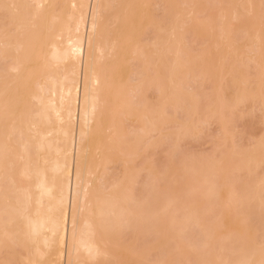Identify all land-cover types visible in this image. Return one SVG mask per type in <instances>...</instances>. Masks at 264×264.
<instances>
[{"label": "bare ground", "instance_id": "6f19581e", "mask_svg": "<svg viewBox=\"0 0 264 264\" xmlns=\"http://www.w3.org/2000/svg\"><path fill=\"white\" fill-rule=\"evenodd\" d=\"M13 1L0 0V9H4L8 2L13 7ZM17 1L20 4L15 2L17 6H14L15 10L12 9L16 14H11L12 16L17 15L15 23H11L15 27L13 29L15 33H11L9 29L4 32L0 26L2 29V31L0 29V61L2 64L5 63L4 66L7 67V69L6 67L5 69L2 68V70H5H3L4 72L2 71L4 75L0 73V78L4 79L1 82L2 86H0L2 88V93L0 92V116L2 117L1 112H5L6 117H4L3 128L1 127L3 130L0 131L1 141L4 140L0 143V181L6 175L5 171L15 167L13 177L9 178L10 185L14 184L16 178L20 179L21 183L14 184L17 196L13 212H9L8 206V208L4 209L3 215L5 218L2 219L1 223L0 236L2 240H0V245H7L6 247L14 245L18 248L20 243L22 248L24 245L29 247L25 248L26 250L34 247L37 253L34 255L36 257L33 258L30 251L32 256L29 257L32 258L28 257L25 260L27 264H107L109 262L111 264L113 252L110 251L109 247H112V241H114L115 245L118 244L120 246L122 235L125 237L124 229H127V231L131 230L134 225H137L136 222L140 221L136 226L139 230L141 226L145 227L146 220L148 221L147 223H150V220L152 222L156 220L148 218L152 214L150 213V206L152 203L153 205L155 204L156 206H154L155 208L152 207V211L157 213L159 212V207H162L163 204L161 206L157 205V200L160 201L159 198H161V200L163 199L162 202H165V198H163L165 197L163 195L165 192L164 190L160 191V189L163 188L166 178L162 177V175L164 176L163 172L160 174L159 170L161 168L157 169L159 172L153 176L156 179H153V182L157 181L159 187L155 183L154 187L156 186L157 188L155 187L154 189L153 183L149 182V184L146 182L144 187H142V190L145 188L143 192L146 191V194L142 192L144 195L141 192L136 193V187H139V173L144 171L149 173L152 169L151 167L149 168L150 164L141 168L138 167V170L137 168L133 170L135 168L133 166L129 173L125 171L126 174H124L126 176L122 173L123 177H119V180L115 178L116 180L114 181V176L113 182H109L107 177H112L110 176L111 171H108V166L111 170L113 164L118 161L124 162L123 164H126V167L128 166L127 171L130 170V166L140 154L137 147L147 141L150 132L153 133L154 131V133L160 134L163 132V127L166 125L164 117L165 113H167L164 107L168 106L167 101L170 100L168 101L169 104L173 103V106H175L179 100L176 97L177 95L179 97L182 92L180 93V90L172 88V85L174 82L178 83L174 79L177 80L178 78L175 77L180 76H176L180 73L178 67L180 65H176L179 64L176 57L179 55L177 58L180 59L181 53L179 50L182 49L178 46L180 45L179 37L181 35L179 32L181 19L179 10L182 9L180 7L183 1L172 0V2H175L171 3L177 9L176 13L173 12L175 15L171 16H176L174 17L176 21L174 24L176 25L174 31H171L173 33L172 39H175V52L172 49L173 45L171 46L170 44V47L167 45L169 52L165 51L166 56H158L160 59H157V61H160L157 67L156 63L158 62L154 63L157 57L152 58L153 56H150L151 51L148 54V51L145 50L147 48L146 42H144V45H137L132 41L133 35L136 34L135 36L137 37L141 32L139 30L136 31L137 28L141 29V25L136 28L134 24L144 20L145 17V23L141 21L139 24L143 22L142 25H146L148 8H150L151 3L154 5L153 1L155 2V0H30L35 4V9L32 13H27V4L23 3L29 0ZM157 1L159 0H156L155 3ZM164 1L166 0L162 2L165 3ZM184 4L186 5L187 3ZM112 10L116 12L113 13ZM21 13L26 15L22 14L21 16ZM108 13H113V16L108 15ZM234 15L235 18L238 16L237 19L234 18L237 21L240 14L235 13ZM42 19H44L43 23H40ZM136 25L138 26V24ZM147 28L145 26L144 30H142L143 33L145 30L147 31ZM166 28L164 29L166 30ZM143 33L141 32V34ZM170 34L168 33V35ZM161 38L156 39L158 42L159 40L163 41ZM154 40H151L153 44L155 43ZM157 40H155L156 44L160 45L161 42L157 43ZM171 41L168 42L171 43ZM257 42L255 41V43ZM139 45L140 47H146L145 49L143 48L146 53H143L144 51L141 52L143 54L140 53ZM148 45L150 46L151 43ZM150 48L147 49L150 50ZM178 48L179 50H176ZM164 49L161 46L160 51H162L158 50L159 54L158 51L157 54L154 51V54L160 55ZM13 52L15 55H13ZM167 52L170 55H176L174 56L176 64L174 59H172L173 63L169 64L172 65L169 69L164 66L168 59H166V62L165 58H163V56L167 57ZM133 57L138 58L137 60L140 63L143 61V67L146 65L145 69L142 70L143 75L142 73L134 74L131 70L130 67L133 68L131 64L134 63ZM139 58L143 59L140 60ZM10 59L12 63L7 64ZM174 64L175 66H173ZM126 67L133 75L130 76L129 72L126 75ZM152 67L156 69L153 70ZM166 68L168 71L171 70L169 80L164 78L167 75V71L165 70L166 72H164L163 69ZM180 70L183 74L185 69ZM136 71L138 72L139 70ZM150 71H152V75L155 74V71L159 73L157 76L156 74L154 75L155 81L150 77ZM175 71L177 73L173 76ZM170 78H172L173 82L170 81ZM164 80L165 83L163 84L164 86L166 85V89L162 90L163 84H161L156 87V90L161 89L162 95L167 96L168 84L172 83L170 88L175 89V92L177 90V92H173L174 96L168 95V98L170 97L168 100L159 94L156 103L151 104V98L148 103L147 97L149 99L148 95L150 92L148 91V93L147 90H151L150 87ZM151 81L154 85L151 84ZM178 86L179 84L176 85V88ZM172 89L170 90L171 92ZM24 94L27 95V101H29L30 106L31 104L33 105L27 116L24 112L25 109L23 111L22 107L26 105L24 104V99L22 100L23 105L19 104L18 101ZM161 97L163 100L160 99ZM172 98L177 101L175 100L174 103ZM160 100L161 103L159 102ZM16 105L21 107V109L15 110L13 115L9 114L12 108L15 107L16 109ZM9 115H11V118H8ZM215 115L213 114V117ZM133 118H136L137 122L140 121L138 124L141 126H139L141 131H136L139 134H136L137 136L135 131L131 132L132 128L130 129L129 126H126V121L131 122L133 120V123L136 122ZM167 128L165 129L167 130ZM24 130L25 133H28L25 135H29V137L27 136L28 139L25 138L26 140L23 141L20 133L24 132ZM16 134H20L22 142L18 140L19 137L11 142L12 138L16 137ZM165 134H162V137L164 136L165 138ZM134 137L136 138L134 139ZM160 138H156L158 143L160 140L162 141ZM197 164V166H201L198 161ZM124 169L122 168V171ZM191 170L196 172L195 170L198 169L192 168ZM98 173L100 177L95 179ZM156 174H159L158 176L161 175L159 179L163 183L158 180ZM6 178L2 180L5 183L0 182L4 186L0 197L2 203L4 201L7 205L9 199L13 197V193L11 192V194L10 190L7 191L9 179ZM201 179L200 177L199 180ZM23 180L27 181L28 184H23ZM147 180L149 181V179ZM147 183L150 188L152 185L154 194L153 192L152 194L150 193L151 189L146 186ZM161 185L163 186L160 187ZM210 186V188H207L206 193H210L208 190L213 188L212 185ZM0 189L2 188L0 187ZM155 191H158L159 194ZM147 193H150L149 196ZM209 193L207 194L209 195ZM138 194L141 197H138ZM231 196H229V200L227 199L228 204L233 200V198H230ZM148 199H152V201ZM169 203L171 202L169 201L166 207H164V203L163 212L160 211V214L169 209ZM179 208L181 209V207ZM190 211L188 212L190 213ZM165 214L161 215L164 216ZM157 217H159V220L155 222L158 225L161 223L160 220L165 224L166 217L165 221L160 215H157ZM140 224L141 226L139 227ZM157 224L154 226H158ZM163 224L160 225L162 228ZM149 226L151 225L149 224ZM142 227L140 229L144 230ZM145 228L146 230L149 228L148 224ZM156 230V233H158V228ZM163 232L164 230L159 234L163 235ZM117 233L124 234L116 237ZM135 235L137 234L135 233ZM161 238L159 239L160 241L163 240V236ZM123 240L125 239L123 238ZM205 246L207 247V245ZM130 250L127 251L129 254L133 252ZM256 253L250 254L251 257L248 256L246 258L245 264H250L253 261L256 264H261V261H258L259 257L257 258V255H255ZM112 259L115 261V258L112 257Z\"/></svg>", "mask_w": 264, "mask_h": 264}, {"label": "rangeland", "instance_id": "374dc122", "mask_svg": "<svg viewBox=\"0 0 264 264\" xmlns=\"http://www.w3.org/2000/svg\"><path fill=\"white\" fill-rule=\"evenodd\" d=\"M159 1H157V3H155L156 0L155 2L153 1L154 5L151 3L152 6L150 4V8H148L149 12H147L148 21H146V25H142L143 22L145 23V17L144 20L139 21H143L142 23H136L138 26L134 24L136 28L141 25V29L137 28L136 31L139 30V32L141 31L143 33L142 30H144L145 26L148 27L147 31L145 30L143 34L140 32L137 37L135 36L136 34L133 35L132 39L134 44L144 45V42H146L145 44L147 45V48H150L151 46L150 50L145 46H141V48L139 45L138 47L141 49L140 53L146 48L145 50L148 51V54H150L151 51L150 56H153L152 58L157 57L154 62H158L156 63V67L160 61H157V59H160L158 56H166L165 51L169 50L168 46L170 44L171 46H174H172V49H174L175 52V39H172V32L174 31V27L176 25L174 24L176 22L174 17L176 16H171L175 15L173 12H177V9L172 5L176 0L174 2H172V0H166L164 1L165 3L162 2L163 0ZM182 1L183 4L180 7L182 9L179 10V16L181 13V19L179 22V32L181 34V38L179 37V39L181 42L179 41L180 45L178 44V47L182 49H176L181 53L179 57L180 59L177 58L179 55L176 57L179 64H176L175 62L176 59H174V56L176 55L171 54V57L168 53L169 51L167 52V57L163 56L165 61L168 59V62L166 61L167 63L164 62V66L168 69L172 66L169 65L173 63L172 59H174L176 65H180L178 66L180 73L177 75L176 71L175 74L173 73V76H180L175 77L178 78L177 80L172 77L178 82L177 84L174 82L172 88L174 87L178 91L180 90V93L182 92L181 94L179 93V97L178 95L176 97L179 99L177 102L178 104L176 103V105L174 104L175 106H173V103L170 102L171 104H169L168 102L170 101L168 100L170 99V97L168 98V95L174 96L173 92H175V89L170 88L172 83L168 84L170 89H167L166 92H168V94L167 96H164L162 95L163 93L161 92V89H166V85L164 86L163 84L166 79L161 81V83H156L157 85H154V83L152 84L151 81V84L154 86L150 87L151 90H147V92H150H148L149 99L146 96L148 103L150 98L152 100L150 101L151 104L156 103V99L159 94L162 97H166L168 100L164 99L167 101L169 106L168 107L166 105V108L164 107L166 110L164 111L167 112H164L167 115L166 116L164 114V118L166 119V125L163 124L164 130L161 134L156 131L155 132L157 134L154 133V131L153 133L150 132V135H152H149L147 141L142 143V150L141 146L137 147L139 148L138 150L140 154L135 158V160H137L133 163L134 165H129L130 170L127 171L128 166L126 167V164H123L124 162L118 161L116 164H113L111 170L108 166V171H111V173H108H110L111 175H109L112 177H107V179L109 178V182H113L112 179L114 176V181L116 180L115 178L119 180L123 177V175L126 176V172L129 173L131 169H133V166L135 167L133 170L136 168L138 170V167L141 168L144 165L148 166L150 164L149 168L151 167L152 169L149 173L146 171L139 173L138 184L140 188L138 186L136 187V193H142L143 190H145V188L142 190V187H144L146 182H151V184L153 183V187L156 183V186L159 187L157 185V181L153 182V179L155 178H153V176L159 171L160 174L163 172L164 176L162 175V177L166 178V181L163 179L165 181V187L161 185L160 187L163 186V188H161L160 191L164 190L165 192L163 194L165 197L162 196L165 198V202H162L163 199L161 200V198H159L160 201L157 200L156 204L161 206L163 203L162 207L157 206L159 207V212H163L162 209L166 207V204H168L169 201L171 202L169 203L170 207L169 209L167 208V211L161 213L162 215L166 213L165 215L167 216H162L159 212H157V214L156 211H152V207L156 206L152 203L150 206V213L152 214H150L151 216L149 217L148 213L147 216L150 219L153 218L156 220H153V222L150 220V223H147L148 221L146 220L145 227H147V224L149 227L147 230L145 227H142L141 224L139 227L141 226L145 231L143 229L142 231L140 229L141 227L138 230V227L136 226L140 221L136 222L134 220L137 225H134V227H132L133 229L128 231L127 229H124L125 234H122H124L125 237H123L121 233H117L118 235H116V237L122 235L125 239L123 240L121 237L122 243L119 244L120 246H118L117 243V245H115L114 241L110 239L113 242V245L111 246L113 247L115 245L114 248L109 247V249H111L110 251L113 252L112 257L115 258L114 261L111 257V261L113 262H111V264H225L226 262L227 264H245L247 261L246 258L248 256L251 257L250 254L253 255L254 252H257L255 255H257V258L259 257L258 261L260 260V263L264 264V0ZM13 2L14 4L19 3L17 0H14ZM20 2L22 3V1ZM188 2H191V4ZM23 3L25 5L27 4V13H32L34 11L35 4L30 0ZM184 3L187 4L185 5ZM14 4L13 7H11V4L8 2V4L6 3L7 6L5 5V8L3 7L4 9H0V26L4 32L9 29L11 33H15L13 31L15 27L11 25V23L16 20L15 17L17 16L11 15L16 14L12 10L15 8L14 6H17V4ZM112 11L113 13L116 12L115 10ZM113 13H108V15L110 14V16H113ZM235 13L240 14L241 16H239L237 21L234 20ZM22 14H24V16L26 15L25 13H21V16ZM110 16L108 17L110 18ZM162 16L167 20H163V18H161ZM237 17L235 19H237ZM160 19L162 20L160 21ZM43 20L44 19H42L40 23H43ZM150 22H152L155 26ZM164 28H166V30ZM10 32L9 34H11ZM168 33L171 34L168 35ZM162 34L163 36H166L163 37L161 36ZM166 37H168L169 40ZM156 38H161L163 40H159V42H161L160 45L158 44L159 46L156 44ZM151 40H154L155 43L153 44ZM168 41H171V43ZM255 41L258 42L255 43ZM159 42L157 40V43ZM149 43H151L150 46L148 45ZM164 43L165 45H163ZM155 45L158 48H156ZM161 46L162 49L165 48L163 50L164 54L161 53L160 55H155L158 50L160 51ZM155 48L156 50H154ZM159 51L158 54L162 50L160 52ZM143 53L146 52L144 51ZM13 55H15V53ZM133 59L134 63H132L131 66H133L135 71L132 67H130L131 70L134 74L142 73L143 75L142 70L145 69L144 67H146V65L144 64L145 66L143 67V61L140 63L137 60L138 58L133 57ZM8 62L9 63H6H12L11 59ZM0 63V73L1 75H4V73L2 74V71L6 66H4L5 63L2 64L1 61ZM175 64L173 66H175ZM2 68L4 69L2 70ZM167 68L163 69L164 72L167 71V75L164 78L169 80L168 78L171 74V70L168 71ZM126 69L127 75L129 71L127 67ZM152 69L155 70L156 68L152 67ZM180 69H185L183 74ZM136 70L139 71L137 72ZM152 71L149 72V75L155 81L156 78L153 77L155 74L156 76L159 75V73L155 71V74L152 75ZM131 73L132 72H129L130 76L133 75V73ZM205 76L206 78H204ZM172 78H170L171 82H173ZM3 80L4 79L0 78V86H2L1 82H3ZM161 84H163L162 88L156 90V87ZM178 84V88L180 89L176 88V85ZM171 89L172 92L170 91ZM1 91L2 88L0 87V92ZM162 97L160 99H162ZM20 98L21 99L18 100L19 104L23 105V99L24 104H26L22 107L23 111L25 109L24 112L27 116L31 106L33 105L31 104L30 106L29 101H27V95L24 94L23 97ZM172 100L174 102L176 99L172 98ZM159 102L161 103V100ZM17 109H21V107L17 106L16 109L15 107L12 108L13 111L10 110L9 114L13 115ZM1 113L0 131L3 130L1 127L3 128L4 120L6 118L4 114L5 112ZM212 113L216 115L213 117ZM11 115H9L8 118H11ZM1 118H3L2 121ZM133 119L136 121V118ZM132 121H126V126H129L130 129L132 128L131 132L135 131L136 135L138 134L136 131H141V129H139L140 124H138L140 121H134L135 123ZM165 128H167V130ZM20 134H22L21 136L23 139L20 138ZM20 134H16V137H13L11 142L16 140L18 137V140L21 142L22 140H26L25 138H27V136L29 137V135H25L28 134L25 133V130ZM162 134L166 135L165 138L164 136L162 137ZM135 138L136 137H134V139ZM156 138H160L162 141L160 140L161 142L159 141L158 143V139L156 140ZM1 140L2 139L0 138V143L4 141ZM134 149L136 150V148ZM202 159L206 160L204 161ZM197 161L201 166H197ZM123 166L126 168L124 169ZM122 168L124 171H122ZM160 168L161 170H159ZM192 168L198 170H195L196 172H192ZM13 173H15V167H11V169L9 168L5 171L6 175L3 176V179H1L0 182H3L2 180H5L4 178L6 177V179H9L10 177L12 178ZM96 176L95 179L100 177L99 173ZM160 176L157 178L161 181V179H159ZM200 177L202 178L201 180H199ZM147 179H149V181ZM15 180L14 184L21 183L20 179L16 178ZM8 181V189H6L7 191L10 190V193H13V197L9 199L7 205L4 201L2 203V199L0 197V206L2 207H0V229L2 227V219L5 218L3 215L5 211L4 209L9 207L8 210L12 213L17 196V191L15 192V185H10V179ZM22 182L25 185L28 184L25 180ZM161 182L163 183V181ZM148 183L146 185L147 187H149L148 185L150 184ZM1 185L2 184H0V187L2 188L0 189V196L2 195L1 191L3 192L4 188V186ZM152 185L149 189H151L150 193L152 194L153 192L154 194ZM210 185L213 187L211 189L213 193L211 190H208L210 193H207H209L211 197L206 193L207 188L211 187ZM235 191L237 192V198ZM145 192L146 191L143 193ZM10 193L8 192V194ZM156 193H158V191ZM149 194L147 193L148 196ZM204 194L207 196H204ZM139 196L140 194H138V197ZM152 196L155 197L154 195ZM229 196H231L230 198H233L230 202L231 204H228L227 202ZM152 199L148 200L152 201ZM154 199H156V197ZM177 204H179L178 206L181 207V209L177 206ZM188 211H190V213ZM176 214L178 215L176 216ZM198 214H200V217ZM157 215L164 218L163 221H165L166 217L165 224H163L161 220L159 225L156 223L158 222L157 220H159ZM153 223L157 224L159 227H155V224ZM149 224L151 226H149ZM161 224L164 225L163 228L160 226ZM157 228L158 233H156ZM134 229H137L138 232ZM162 230H164L163 235L159 234ZM135 233L137 235H135ZM159 235L163 236L162 241L159 240L162 239ZM0 240H2L1 236ZM205 245H207V247ZM6 246L0 245V264H24L25 260L28 259L29 256L33 255V258H35L36 256L34 255L37 254L34 247H30L32 250H26L25 248L29 247L24 245L22 248L20 247V243L18 248L14 245H9L8 247ZM112 249L115 250L113 251ZM129 250L133 252H130L131 254H129V252H127ZM30 251L32 252V255ZM25 264L27 263L25 262ZM107 264H110V262ZM250 264H256V262L254 263L253 261L250 262Z\"/></svg>", "mask_w": 264, "mask_h": 264}]
</instances>
